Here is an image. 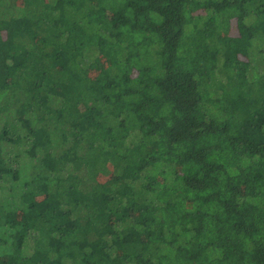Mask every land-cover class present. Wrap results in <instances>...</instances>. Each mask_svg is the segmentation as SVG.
<instances>
[{
	"label": "trees",
	"instance_id": "trees-1",
	"mask_svg": "<svg viewBox=\"0 0 264 264\" xmlns=\"http://www.w3.org/2000/svg\"><path fill=\"white\" fill-rule=\"evenodd\" d=\"M0 264H264V0H0Z\"/></svg>",
	"mask_w": 264,
	"mask_h": 264
}]
</instances>
